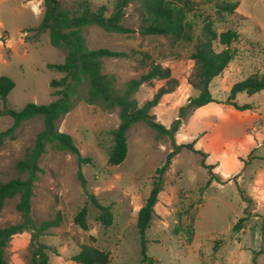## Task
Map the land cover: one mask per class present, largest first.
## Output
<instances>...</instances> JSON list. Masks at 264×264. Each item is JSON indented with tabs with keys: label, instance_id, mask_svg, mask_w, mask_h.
<instances>
[{
	"label": "rangeland",
	"instance_id": "374dc122",
	"mask_svg": "<svg viewBox=\"0 0 264 264\" xmlns=\"http://www.w3.org/2000/svg\"><path fill=\"white\" fill-rule=\"evenodd\" d=\"M60 1L72 6L77 0ZM88 1L96 10L110 0ZM192 1L198 13L215 15L217 0ZM239 2L237 13L243 19L238 15L229 17L241 26L239 58L212 81L210 91L215 102L190 114L175 135L176 145L193 144L196 152L182 149L164 175L147 231L148 257L153 264H264V91L236 96L234 102L251 105V109L239 111L229 104L236 83L264 71V0ZM44 12L43 0H6L0 9V77H10L16 83L7 102L16 111L29 103L47 105L55 101L50 83L64 77L48 69L49 64H62L65 52L51 46L48 32L36 30ZM139 13L138 2L126 9L123 24L134 32L108 33L89 27L87 44L90 49L129 55L103 61L104 72L117 77L119 91L131 79L146 74L153 63L170 68L172 83L155 79L143 84L134 95L143 106L161 88L174 87L150 110L157 122L170 129L179 109L198 95L190 84L196 70L191 59L193 47L174 44L163 36L141 34ZM201 20L197 17L198 22ZM250 43L257 45L254 52H249ZM86 93L84 88L71 112L57 126L73 137L81 157L88 162H79L71 152L47 147L39 161L31 216L40 224L61 215L60 225L39 239L48 247L50 264H78L72 257L92 242L91 237L96 247L109 253L110 264H142L138 213L150 194L156 169L163 166L174 145L169 137H159L140 122L128 132L127 159L120 166H110L108 151L113 144L112 131L120 124L119 110L88 104ZM13 123L10 116L0 115V134ZM43 128V119L35 118L0 141V182L27 178L19 173L17 164L25 159ZM88 194L111 206V226L99 221L100 211ZM18 203L19 198L8 200L0 210V229L22 221ZM83 207L88 209V231L74 223ZM190 217L194 218L192 242L185 231ZM241 219L245 221L236 232L233 227ZM32 235L26 230L12 237L6 249L9 264H32Z\"/></svg>",
	"mask_w": 264,
	"mask_h": 264
},
{
	"label": "trees",
	"instance_id": "16d2710c",
	"mask_svg": "<svg viewBox=\"0 0 264 264\" xmlns=\"http://www.w3.org/2000/svg\"><path fill=\"white\" fill-rule=\"evenodd\" d=\"M43 2L45 12L36 30L48 32L51 46L65 52V60L62 64L48 65V69L60 72L64 77L50 83V87L54 89L53 95L57 97L55 101L47 105L29 103L19 111L7 106L8 96L15 89L16 83L10 77H0V100L4 104V110L0 111V115H8L14 121L11 128L0 134V141L13 134L26 121L35 118H42L44 121V128L37 135L33 147L27 151L25 159L17 164L19 173L26 175L27 178L0 182V210L8 200L19 198L17 210L22 218L19 224L0 229V264H9L6 257L8 244L13 236L26 230L33 232L32 264H50L48 247L39 239L46 232L60 225L61 215L40 224L33 220L31 211L34 184L40 172L39 161L46 153L47 147L71 152L78 156L79 162H88L81 157L73 137L61 132L57 126L59 120L71 112L75 99L81 96L84 88H87L85 100L88 104L106 110H119L120 124L112 131L113 144L108 151L110 166H120L127 159L128 132L134 124L144 122L154 129L159 137L167 136L173 142L174 149L163 166L156 169L152 189L137 218L136 227L141 244L142 264H153L154 261L148 257L147 231L164 185V175L170 167L172 158L182 149L187 148L196 152L193 144L176 145L175 135L190 114L215 102L210 91L212 81L221 76L228 66L239 58L241 26L230 21L229 17L238 15L243 19L237 13L240 2L217 0L213 6L215 15L198 13V7L192 0H110L96 10L88 0H77L72 6H65L60 0H43ZM135 2L140 4L141 34L163 36L174 44L185 43L193 47L191 59L195 61L196 70L190 78V84L198 95L190 98L188 103L179 109V116L170 129L157 122L155 116L150 114V110L159 104L163 95L171 93L174 87L161 88L154 98L143 106H139L134 98L138 89L152 80L164 79L172 83L170 68L153 63L146 74L139 79H131L125 84L124 89L119 91L116 87L117 77L104 72L103 61L108 58L129 57V55L109 49H90L87 44L86 29L89 27L96 26L108 33L134 32L127 28L123 21L126 9ZM197 17L202 20L198 22ZM222 24L227 25L218 30L217 26ZM256 47L257 45L250 43L249 52H254ZM260 91H264V71L236 83L231 90L229 104L239 111L251 109V105L241 106L234 102V99L240 93L254 95ZM79 176L82 179L81 173ZM85 185L83 180L84 189H86ZM88 198L100 211L99 221L106 227L111 226L114 220L111 206L103 205L92 194H88ZM87 217L88 209L83 207L75 215L74 223L82 230L88 231ZM193 221L194 218L190 217L185 228L190 242L194 233ZM244 221L245 219H241L234 225L233 230L239 231ZM91 241L90 244L82 246L80 252L72 257V261L78 264H110L109 253L94 245V237H91Z\"/></svg>",
	"mask_w": 264,
	"mask_h": 264
},
{
	"label": "crops",
	"instance_id": "0c3cea01",
	"mask_svg": "<svg viewBox=\"0 0 264 264\" xmlns=\"http://www.w3.org/2000/svg\"><path fill=\"white\" fill-rule=\"evenodd\" d=\"M6 0H0V9H1V6H2V4L5 2ZM212 105V104H211ZM207 107V106H206ZM205 108L204 107H202V108H200V109H198V110H201V111H203ZM198 110H196V111H198Z\"/></svg>",
	"mask_w": 264,
	"mask_h": 264
},
{
	"label": "built area",
	"instance_id": "2783aa9c",
	"mask_svg": "<svg viewBox=\"0 0 264 264\" xmlns=\"http://www.w3.org/2000/svg\"><path fill=\"white\" fill-rule=\"evenodd\" d=\"M25 34H27V33H25Z\"/></svg>",
	"mask_w": 264,
	"mask_h": 264
}]
</instances>
